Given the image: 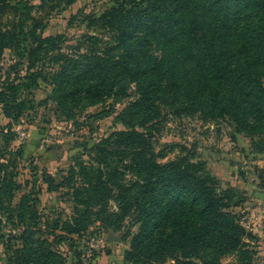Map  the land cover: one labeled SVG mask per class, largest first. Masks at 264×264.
Wrapping results in <instances>:
<instances>
[{"label":"trees","instance_id":"obj_1","mask_svg":"<svg viewBox=\"0 0 264 264\" xmlns=\"http://www.w3.org/2000/svg\"><path fill=\"white\" fill-rule=\"evenodd\" d=\"M74 1L40 0L33 7L28 0H0V105L8 119L1 133L0 215L25 226L17 238L21 248L11 244L15 236L7 238L6 262L61 264L51 251L64 237L57 229L80 235L93 221L117 230L131 217L139 226L124 254L128 264H195L204 256L218 264L234 251L248 259L243 247L251 233L229 211L237 203L232 191L218 189L204 162L182 149L161 161L167 146L157 149L156 135L167 116H197L204 123L228 121L264 141V0H115L98 16H85L87 27L99 32L83 34L74 50L64 52L62 36L36 34L43 24L31 13L48 2ZM28 37L32 44L25 48ZM6 50L25 59L24 76L11 77L3 68ZM38 78L53 85L67 118L75 107L127 98L134 86L117 116L124 129L96 142L89 160L71 165L59 184L50 176L44 181L49 190L66 187L74 207L61 225L58 217L43 228L38 219L32 226L23 222L25 196L13 205L22 188L15 172L22 152L9 149L11 129L28 107L21 89L36 86ZM32 234L42 239L40 252Z\"/></svg>","mask_w":264,"mask_h":264},{"label":"rangeland","instance_id":"obj_2","mask_svg":"<svg viewBox=\"0 0 264 264\" xmlns=\"http://www.w3.org/2000/svg\"><path fill=\"white\" fill-rule=\"evenodd\" d=\"M28 1L33 7L40 5V0ZM114 1L75 0L70 5L48 2L42 9L36 8L31 13L43 24L36 34L42 37L62 36L61 50H74L83 34L99 32L87 27L85 16H98ZM103 37L106 39L107 35ZM31 44L32 38L28 37L23 46L27 48ZM1 64L5 70H10L11 77L16 72L20 76L25 74L26 61L14 52L6 50ZM45 66L48 68L49 64ZM21 82L23 80L18 81ZM52 90L53 85L41 78L37 79L36 86L21 89L28 107L11 129L15 138L9 147L11 152H22L15 169L16 181L22 188L15 193L13 205H18L21 197L25 196L23 222L32 226L38 219L37 226L41 228L45 221L51 222L58 217L61 225L72 215L74 207L66 187L49 190L48 181H44L50 176L53 184H59L71 165L89 160L87 151L96 142L113 130L124 129L117 116L132 99L134 86H130L131 95L127 98L108 99L81 111L75 107L71 118L60 111ZM7 123L0 105V149L2 129ZM156 136L157 149L167 146L164 149L166 156L161 161L173 159L182 149V153H188L192 160L204 162L218 189H230L233 193V200L237 203L229 207V211L236 214L240 224L251 233L243 247L249 257L242 259L240 252L234 251L220 257L218 264H264V141L238 132L228 121L204 123L197 116H167ZM254 142H258V148ZM170 145L174 147L170 149ZM34 198L36 201H31ZM0 222V264H8L6 261L11 252L5 247L7 238L15 236L16 240L11 244L21 248V241L17 238L25 226L9 223L1 215ZM138 226L131 217L117 230L105 229L93 221L80 235H65L57 229L55 233L64 237L53 242L51 251L61 257V264H128L124 254ZM46 238L53 241L51 235ZM32 241L36 251L40 252L44 247L42 239L38 241L37 235L32 234ZM206 250H213L212 244L201 250L202 256ZM209 259V256L200 257L194 263L208 264Z\"/></svg>","mask_w":264,"mask_h":264},{"label":"water","instance_id":"obj_3","mask_svg":"<svg viewBox=\"0 0 264 264\" xmlns=\"http://www.w3.org/2000/svg\"><path fill=\"white\" fill-rule=\"evenodd\" d=\"M111 239V238H110ZM112 240V239H111Z\"/></svg>","mask_w":264,"mask_h":264}]
</instances>
